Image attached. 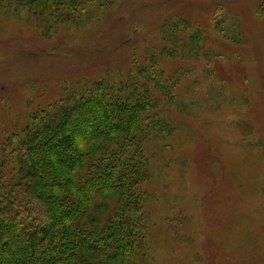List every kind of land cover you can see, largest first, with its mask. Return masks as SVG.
Wrapping results in <instances>:
<instances>
[{
  "label": "rangeland",
  "instance_id": "obj_1",
  "mask_svg": "<svg viewBox=\"0 0 264 264\" xmlns=\"http://www.w3.org/2000/svg\"><path fill=\"white\" fill-rule=\"evenodd\" d=\"M109 1L47 35L0 16V163L48 105L131 85L169 125L144 149L141 264H264V3Z\"/></svg>",
  "mask_w": 264,
  "mask_h": 264
},
{
  "label": "trees",
  "instance_id": "obj_2",
  "mask_svg": "<svg viewBox=\"0 0 264 264\" xmlns=\"http://www.w3.org/2000/svg\"><path fill=\"white\" fill-rule=\"evenodd\" d=\"M108 2L0 0V16L26 11L47 35ZM140 92L87 82L33 115L10 155L2 149L0 264H141L144 149L169 125Z\"/></svg>",
  "mask_w": 264,
  "mask_h": 264
}]
</instances>
